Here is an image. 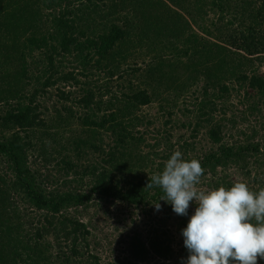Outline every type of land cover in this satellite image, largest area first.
I'll list each match as a JSON object with an SVG mask.
<instances>
[{
  "label": "trees",
  "instance_id": "trees-1",
  "mask_svg": "<svg viewBox=\"0 0 264 264\" xmlns=\"http://www.w3.org/2000/svg\"><path fill=\"white\" fill-rule=\"evenodd\" d=\"M76 1L80 2L78 9L71 8L70 0H0V264H138L150 253L173 259L172 239L158 228L152 229L147 243L135 232L128 243V255L102 263L90 249V222L83 221L80 214L101 200L140 210L163 201L162 189L145 187L152 175L140 174L153 160L140 149L144 138L134 135L143 124V117L136 112L151 103L153 95L159 96V89L180 96L199 79L204 80V87L196 104L197 117L208 124L207 135L216 149L196 160L204 169L203 175L217 177L216 187L228 190L234 185L223 172L229 166L247 165V157L258 154L259 146L223 143V123L214 121V103L206 98L210 87L218 89V93L213 91L218 97L227 94L229 82L250 89L251 97H264V75L254 67L255 60H264V0L254 7L249 0H241L240 11L231 7L230 0H170L179 8L195 7L198 14L205 15L206 8L221 14L234 11L246 19L245 24L241 21L232 29L233 22L211 25L219 33L216 42L192 29L183 36L190 24L163 0L122 1V8L136 13L135 22L126 21L123 26L117 15L106 20L110 13H116L117 0L106 3L108 11L97 5V0ZM98 19L104 28L96 32L92 23ZM178 23L185 25L183 30L175 26ZM202 30L212 36L210 26ZM169 34L176 39L183 36L177 51L188 57L184 65L188 73L181 80L177 77L180 70L165 62L162 54L174 46L171 40H162ZM152 35L155 38H150ZM144 44L149 50L158 48L155 58L159 57L158 63L146 70L149 81H140L147 85L130 83L129 91L121 97L111 95L104 101L117 76L115 69L127 59L125 52ZM37 54L40 57L36 58ZM66 56L78 60L81 69L65 70ZM32 64L42 68L33 70ZM92 69L103 71L101 82L88 80ZM118 78L122 80L123 75ZM62 82L64 86L69 82L79 86L80 96L71 98L70 92L58 87ZM122 84L116 85L122 89ZM52 87H56L58 99L71 100L83 115L76 117L70 105L61 109L66 115L58 109L56 116L44 113L45 104L38 99ZM253 107H260L259 100ZM75 118L80 121L79 131L71 127ZM93 156L96 162L84 163ZM38 159L40 164L53 163L52 170L69 188L44 187L43 182L57 184L59 177L43 175L36 168ZM167 210L170 219L174 213L170 204ZM174 215L179 219H175L176 225L187 226L185 216ZM187 256V249H183L180 261Z\"/></svg>",
  "mask_w": 264,
  "mask_h": 264
},
{
  "label": "rangeland",
  "instance_id": "rangeland-1",
  "mask_svg": "<svg viewBox=\"0 0 264 264\" xmlns=\"http://www.w3.org/2000/svg\"><path fill=\"white\" fill-rule=\"evenodd\" d=\"M73 3L72 9L79 8V1L70 0ZM122 1L117 0L114 3L117 6L116 13H110L108 15L107 21L111 19H116L118 17L119 25H124L126 21L129 23L135 22L134 11L129 7L122 8ZM171 8H174L178 13L182 14V18L187 20L190 24V29L186 31L183 36H186L190 30H194L201 36H206L211 41L218 39L219 33L214 30V26L211 25H227L233 22L231 29L240 26L239 22L243 21L244 24L246 19L240 16V13L231 11L227 14H221L220 12L206 10V14H198V9L189 7V10L179 8L170 0H163ZM248 1V0H246ZM252 2L251 6H259L262 0H249ZM112 1L101 2L97 0L96 4L98 6L106 7L108 11V6ZM243 2V0H242ZM241 0H230L228 3L232 8L236 7L239 11V7L242 5ZM84 3V2H83ZM112 5V6H114ZM246 7V4H244ZM111 6V7H112ZM101 7V8H102ZM120 9V10H119ZM155 9V8H153ZM152 9V10H153ZM58 9L56 10V12ZM120 11V12H119ZM191 11L195 14H189ZM118 12V13H117ZM223 15V16H222ZM236 16V17H234ZM114 17V18H113ZM223 18V19H222ZM196 20V22L194 21ZM102 21L98 19L93 22V28L96 32H99L103 27ZM176 27H180L183 30V24L178 23ZM211 27L212 36L205 35L202 28ZM150 36V35H149ZM148 36V37H149ZM183 36L176 39L174 36L170 37V34L163 37V41L171 40L174 46L167 48L162 52L164 54L165 62L173 63L176 70L179 72L177 76L181 80V76L188 73L185 70L184 65L188 62V57L182 56L178 53V49L182 46ZM150 38H155L152 35ZM159 36L156 37L155 41H159ZM133 40V38H132ZM157 44V43H156ZM157 46H161L157 44ZM152 47V46H151ZM158 48L149 50L147 45L144 44L143 47H129L125 52L127 54V59L122 60L120 66L116 70V75L114 77V82L110 87V92L107 96H104V101H108L111 95L121 97L122 92L129 91V84L146 86L147 84H142L140 81L148 82L146 78V70L150 67H154L158 61L159 57L155 58ZM36 58L40 57L39 54L35 55ZM161 60V59H160ZM63 63L65 64V70L67 71H78L81 66L72 56H66L63 58ZM32 64L33 70H40L42 65ZM254 67L258 73L264 75V60H255ZM92 74L88 77L89 81H94L99 79L101 82L104 79L103 71L97 69L91 70ZM119 75H123L121 80ZM80 79L86 80L84 76L79 75ZM118 83H123V88L119 89L117 87ZM229 92L227 94L218 97L214 93H218V89L211 87L208 90V97L206 101L214 103L213 119L214 121H222L223 123V143L233 145L234 147H245L248 145H258L260 152L258 154H250L247 157V165L241 163L240 165L229 166L223 174H226L227 180L235 184L236 182H243L246 186L254 193H257L260 189H264V97L258 99L256 96L251 97L253 93L250 89L238 88L235 85H231L229 82ZM204 80L199 79L195 83L191 84L185 89L182 95L177 96L174 92L167 93L163 91V88L159 89V96L153 95L151 103L141 106L136 112L137 115L143 117V124L137 126L134 130V135L137 137H143L144 142L139 144L140 149L143 153H148L150 159H152V164L150 166L141 168V176L147 175L151 176L154 173H158L163 170L166 161L175 151H180L182 153V159L186 161H191L192 159H199L202 155L208 152L211 148L216 149L213 146L211 140L207 135L208 124L204 122L203 119L197 117V103L201 98L203 93ZM203 86V87H202ZM60 89L65 93L70 92L71 98L80 96L79 86L72 84V82L67 83L65 86L62 83L58 85ZM150 89V86L148 87ZM214 91V93H213ZM49 94V95H48ZM48 94L41 96L38 101L45 104L44 113L50 116H56V109L60 110L63 106H72L76 110V117L78 115H83V110L76 104L65 101L64 99H58L56 87H52L48 90ZM212 94V95H210ZM198 98V100H197ZM113 100V99H112ZM259 100L260 107L254 108L253 103ZM75 103V102H74ZM43 110V108H42ZM65 114V113H64ZM66 115V114H65ZM74 124L71 126L75 130H81L80 121L75 118ZM199 123V126L196 125ZM98 159L93 156L89 158L88 161L84 163H93ZM39 163H38V162ZM36 161V168L40 169V172L45 175L47 173L54 174L55 177H59V182L56 184H50L48 182H43V186L47 189H58L66 190L69 185H63V178L56 173L52 167L53 163L44 165L40 164L42 161L38 159ZM249 161V163H248ZM32 167V166H31ZM221 175V171L218 172ZM217 177L212 176L211 173L203 175L200 179V183L196 186L201 191H209L216 189V179ZM86 181V180H85ZM86 183V182H85ZM86 187V185H85ZM159 203L160 208L157 210L154 206L155 203L147 205L143 210L140 209H130L125 206L120 205L115 202L110 203L106 201H100L97 205H93L83 211L80 218L85 222H90V249L93 253H97L101 257V262L106 263L109 260L115 259V257H125L128 255V243L130 237L137 232L140 238L147 243L148 235L152 232V229H160V231H167L171 237L170 245L173 249L174 258L163 259L149 254L146 260L139 262L138 264H184V261H180L182 257V250L186 249L183 244V236L181 230L185 227L176 225V220L174 213H171V218L169 219L170 211L167 210V205L164 201L156 202ZM197 205L190 202V207L187 210L188 215L185 216L187 219L194 213L195 207ZM168 216V218H167ZM257 264H264V259L257 258Z\"/></svg>",
  "mask_w": 264,
  "mask_h": 264
},
{
  "label": "clouds",
  "instance_id": "clouds-1",
  "mask_svg": "<svg viewBox=\"0 0 264 264\" xmlns=\"http://www.w3.org/2000/svg\"><path fill=\"white\" fill-rule=\"evenodd\" d=\"M203 174L198 160L186 161L175 151L145 186L162 189L160 200L176 215L187 216L190 202L197 205L181 230L188 252L184 264H257L258 257L264 259V189L254 193L236 182L228 190L205 192L196 187ZM154 206L159 210V203Z\"/></svg>",
  "mask_w": 264,
  "mask_h": 264
}]
</instances>
